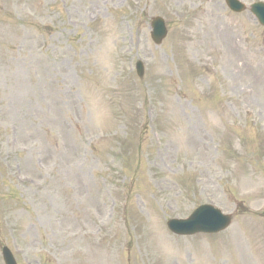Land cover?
<instances>
[{
    "label": "rangeland",
    "instance_id": "obj_1",
    "mask_svg": "<svg viewBox=\"0 0 264 264\" xmlns=\"http://www.w3.org/2000/svg\"><path fill=\"white\" fill-rule=\"evenodd\" d=\"M205 204L228 230L170 232ZM5 247L17 264H264V27L250 11L0 0V264Z\"/></svg>",
    "mask_w": 264,
    "mask_h": 264
},
{
    "label": "water",
    "instance_id": "obj_2",
    "mask_svg": "<svg viewBox=\"0 0 264 264\" xmlns=\"http://www.w3.org/2000/svg\"><path fill=\"white\" fill-rule=\"evenodd\" d=\"M229 8L237 13L243 12L246 7L238 0H226ZM252 13L264 26V3H257L251 7ZM167 36L165 23L161 19H155L152 24V39L159 46ZM137 72L143 78L144 69L142 63L137 65ZM231 223V217L224 216L219 210L203 207L197 210L186 221H171L169 227L172 232L180 236H191L198 233L215 234L225 230ZM6 264H16L8 250L4 251Z\"/></svg>",
    "mask_w": 264,
    "mask_h": 264
},
{
    "label": "bare ground",
    "instance_id": "obj_3",
    "mask_svg": "<svg viewBox=\"0 0 264 264\" xmlns=\"http://www.w3.org/2000/svg\"><path fill=\"white\" fill-rule=\"evenodd\" d=\"M162 153H164V151Z\"/></svg>",
    "mask_w": 264,
    "mask_h": 264
}]
</instances>
